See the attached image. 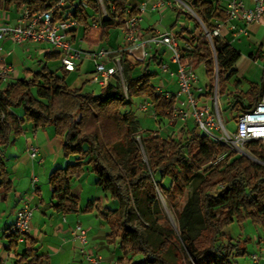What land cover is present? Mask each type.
<instances>
[{
    "label": "trees",
    "instance_id": "16d2710c",
    "mask_svg": "<svg viewBox=\"0 0 264 264\" xmlns=\"http://www.w3.org/2000/svg\"><path fill=\"white\" fill-rule=\"evenodd\" d=\"M128 2L64 0V7L57 10L59 0H0V11L7 12L11 7H27L31 13L55 9L54 21L63 20L70 12L71 19L85 30L84 41L96 45L107 38L109 30L124 29L125 20L138 15V10L129 9ZM190 8L208 32L214 29L215 20H227L223 11L208 2L193 0ZM102 9L105 18L101 17ZM89 12L100 18L95 28L88 23ZM186 45L190 50L179 52L180 62H187L191 69L203 65L211 83L217 78V93L222 94L226 76L240 58L239 52L217 38H212L211 48L203 33L198 37L189 35ZM56 57L49 53L44 59ZM122 63L126 94L118 82H108L98 94L82 93V88L71 90L65 83V74L60 77L45 65L27 80L16 79L3 85L0 79V188L5 192L11 189L2 159L11 139L23 134V125L52 128L60 139L61 155L73 156L74 162L48 175L51 208L62 215L77 213L78 198L71 193V182L80 179L85 169L93 173L96 186L120 203L117 210L99 213L110 226L107 243L117 240L121 249V257L113 264H236L237 259L248 255L244 244L249 239L235 240L224 229L247 221L264 226V149L256 142L248 143L246 149L258 164L251 162L197 133L192 122V128H179V135L170 140L140 131L147 160L144 162L133 139L138 121L131 112L121 110L133 97H141L150 102L155 117L173 121L176 99L155 91L151 81L157 73L150 71L146 62ZM135 70L137 75L132 77ZM240 84L239 80L234 82L235 87ZM262 86L263 83L251 84L246 94H232L228 109L238 113L250 109L260 98ZM19 107L23 108L22 118L10 112ZM165 180H169L168 186L162 184ZM156 187L175 210L180 224L178 235L164 224ZM187 187L192 188L191 198L178 210L177 200ZM212 189H216L215 194ZM96 202L87 203L83 213H92ZM18 239L19 235L10 230L8 250L17 247ZM25 242L29 248L16 264H46L37 254L35 243L26 236Z\"/></svg>",
    "mask_w": 264,
    "mask_h": 264
},
{
    "label": "crops",
    "instance_id": "0c3cea01",
    "mask_svg": "<svg viewBox=\"0 0 264 264\" xmlns=\"http://www.w3.org/2000/svg\"><path fill=\"white\" fill-rule=\"evenodd\" d=\"M192 1L129 0V9L135 8L138 10L139 39L144 44H130L126 40L123 29H111L108 31V36L105 40L100 41L96 45H89L84 41L85 30L83 27L76 26L71 28L69 30L71 45L82 52V55L76 63L75 71L70 73H64L58 54L46 43L29 42L18 44L11 40H0V70L5 67L11 70L8 78L3 80V85L8 81L16 79H29L32 73L38 71L43 65L50 71L55 72L50 68L51 64H55V70L58 69L65 74V83L69 89L82 88L85 91L87 87L96 86L99 92L105 86H101L92 80L96 64L98 62L103 63L105 70L115 69L114 61L121 57L122 61L126 60L131 65H134L136 61H144L149 65V68L152 64L159 66V68L161 64H166L168 67L167 72H162V70L161 72L164 74L169 72V75H167L169 76V81L161 82V90L159 92L162 95H166L164 93L169 92L166 86L175 84L176 93L177 80L174 76L177 68L176 64L171 62L170 53L164 46L148 42V40L157 34L172 33L179 37L178 50L181 52L186 46V39L189 35L200 36V33H202L200 28L201 22L195 14L196 19L191 17L186 11L191 9L190 3ZM201 1L211 3L220 11H224L225 6L231 0ZM234 1L241 3L245 9L252 7V0ZM20 10L11 7L7 12L0 11V25L7 23L14 26ZM89 15L90 20L88 23L90 26L95 28L100 25V18L98 16L90 12ZM92 17H97L99 20L96 23H91ZM197 25L198 27H196ZM246 31V36L235 39L228 30V26L224 25L220 28L218 40L223 44H229L233 49L238 51L240 58L246 55L250 65H255L257 69L259 68L260 80L263 83L264 12L258 23L246 26ZM96 38L95 35L91 40L94 41ZM81 44H84L85 47L80 46ZM101 50L108 52V56L102 60H93L87 56L89 53H97ZM49 53L57 54L56 59L45 61L44 56ZM32 62L35 63V71L29 68ZM235 65L227 74L226 82H228L229 76H232V79L239 80L241 83L240 77H237V72H234ZM172 68H175V71ZM135 71L130 74L132 77L136 76ZM113 77L114 75L109 78L108 82H114ZM241 79H244V77H241ZM175 93L172 95H175ZM141 99L144 102L143 104L150 103L144 98ZM150 111L154 120L158 119L154 116L152 108ZM10 112L22 118L17 111L10 110ZM22 129L23 134L10 141L4 151L5 154L9 153V160L7 162L3 161V163L9 175L11 189L9 192H5L0 188V262L2 264H16L19 256L29 248L27 242H23L18 243L15 249L8 250L9 232L14 225L16 213L26 204L32 210L29 231L26 237L35 243L37 254L43 256L46 264L86 263L85 256L81 252V245L73 235V229L78 224L86 231L87 242L85 250L89 254L99 258L98 264H113L119 258L118 253L115 251L111 252L109 247L105 251H102L99 247L100 240L104 245L108 244L106 238L109 235V229L105 223L102 222V224L98 218H95L92 220L93 226L92 224H85L84 217H92L93 215L92 213L87 215L83 211H80L79 204L77 213L67 215L55 213L51 208V193L47 197L49 190L51 192L47 178L50 174L48 173L49 170L52 168L51 171H53L55 167L52 166H55L59 162V154H61L60 139L53 134L52 128L44 130L33 129L30 124H24ZM30 146L39 150L38 156L34 159H30L28 155ZM35 160L38 161L33 166L30 161ZM8 162L10 163V168L8 167ZM33 178L36 180L34 184H32ZM71 193L74 194L72 189ZM95 200L101 202L100 199ZM263 241L264 237L263 239L257 238L256 240L258 247L260 246L258 248L259 251L261 250V244L264 246ZM238 261L237 259L236 264H239ZM250 264L254 263L251 262ZM256 264H264V259H259Z\"/></svg>",
    "mask_w": 264,
    "mask_h": 264
},
{
    "label": "built area",
    "instance_id": "2783aa9c",
    "mask_svg": "<svg viewBox=\"0 0 264 264\" xmlns=\"http://www.w3.org/2000/svg\"><path fill=\"white\" fill-rule=\"evenodd\" d=\"M65 5L64 0H59L56 7L61 10ZM224 14L227 17L225 21L215 20L213 22L214 29L208 32L200 23L203 36L206 38L210 47H212V38H219L220 28L224 25L228 26V30L233 37L239 38L246 36V26L252 23H258L264 12V0H252V7L245 9L239 2L231 0L225 6ZM55 9L41 13H31L27 7H23L18 15L16 24L11 26L7 23L0 25V40H11L18 44L26 43H46L59 56V61L62 69L67 73L74 72L77 61L81 58L82 52L75 49L71 45L69 30L76 27V23L71 19L70 12H66L65 18L61 21H54L53 14ZM102 18L106 17V12L102 9ZM138 17H129L124 22V32L128 43L138 44L143 42L139 39ZM148 42L160 44L170 53V60L176 64V72L174 74L177 80V92L175 93L174 120L185 124L188 119H191L196 126V132L203 134L208 138L217 140L228 148L239 152L243 155L242 149L250 142H256L264 149V81L262 86V94L257 102L248 110L237 114L234 119V132L229 133L219 118V110L217 108V90L213 94L210 90L196 89L197 96L193 93V87L196 85V77L193 69L187 62H180V53L178 50V38L172 33L157 34ZM186 50L190 47L185 46ZM93 60H102L108 56V52L99 51L97 53L87 54ZM115 67H119V58L114 61ZM162 72H167L166 64L160 66ZM11 73L10 68H2L0 70V79L8 78ZM115 73V69L105 70L104 64L98 62L95 66L93 82L99 83L101 86H106L108 80ZM155 91L159 94L158 87ZM123 93L126 94V88L123 86ZM212 94V95H211ZM170 95H164L168 98ZM211 101L209 106L206 102ZM152 108L150 103H145L140 106V110ZM218 132V135H213L212 132ZM229 148V149H230ZM39 150L30 146L28 155L30 159L38 156ZM36 180L32 179V184ZM32 210L28 205L22 206L16 213L15 222L12 231L19 235L18 243H23L25 236L29 231L30 219ZM75 239L81 245V252L85 256V264H98L99 258L89 254L85 250L86 246V231L78 224L73 229ZM259 259H264V248L260 255L250 256L252 263L256 264Z\"/></svg>",
    "mask_w": 264,
    "mask_h": 264
},
{
    "label": "rangeland",
    "instance_id": "374dc122",
    "mask_svg": "<svg viewBox=\"0 0 264 264\" xmlns=\"http://www.w3.org/2000/svg\"><path fill=\"white\" fill-rule=\"evenodd\" d=\"M75 3H76V0H75ZM184 10H185V8H184ZM186 11L191 17L196 19L194 12L191 9H188ZM97 20H99L97 17H92L90 22L96 23ZM201 31H202V29H201ZM80 46L85 47L84 44H81ZM119 64H120L119 67H115V65H114L115 73H114V77H113L114 80L113 81L118 82L120 85H122L121 87H122V91H123L125 76L123 75V63H122L121 57H119ZM29 68L35 71L36 70L35 63L32 62L30 64ZM50 68L52 70H54L58 76H60V77L63 76V73L60 70H58V69L55 70V68H56L55 64H51ZM258 69L255 67V65H250V63L247 59V56L243 55L239 59L238 63L235 65V69H234V72H237V77H240L241 84L238 87H235L234 82L236 80H234V78L232 79V76H229V79L227 80L228 82H226V85H225V88H224L222 94H220V95L217 94V108L219 110V118H220V120H222V122L224 123V125H225V127L229 133L234 132L235 124H234L233 118L235 117L236 114H238V111H235V110L233 111V110L228 109L227 103L229 100H231L232 94L239 93V92L241 94H246L248 92L251 84H253V83H257V85L261 84L260 73H259ZM149 70L157 73V77H155L151 81L152 86H154V87L159 86L158 89L161 90V88H160L161 82H164L166 80L169 81V76H167V75H169V72L167 74L162 73L159 66H157L155 64H152L150 66ZM172 70L175 71V68H172ZM170 71H171V69H170ZM193 72H194V75L196 77V85H194V87H193V93L195 94V96H197L196 89H198V88L205 89L207 91L211 90L212 94H213L214 90H217V78L215 77L214 82L211 83L209 81V79L207 78V76L205 75V70H204L203 65L196 66L193 69ZM135 75H137V71H135ZM241 77H244V79H246V80L241 79ZM247 80H248V82H247ZM7 83H10V82L8 81ZM7 83H5V84H7ZM166 88L169 92H165L164 94H167V95H172L176 91V85L175 84H169L168 86H166ZM82 93L98 94L99 92L97 91V87L93 86V87H87V89L85 91L83 90ZM143 103L144 102L141 99V97H133L131 99V103L129 105L124 106L121 111L131 112L133 114V116L135 117V119L138 121L139 128L137 130V133L134 134L133 139H134V142L136 143V145L138 146V148L141 152L143 161L146 162L147 160H146V157H145V154H144V151H143V148L140 144V139H139L140 131L144 135L155 133L157 136H159L162 139L170 140V139L175 138L179 135V131H178L179 128L186 127V126L188 128H192L193 123H192L191 119H188L185 124L178 122L176 119L173 121L172 120L171 121H164V120H166L164 118H158V119L154 120V117L151 114L150 108H148L146 110H142V109L140 110L139 109L140 105L143 106ZM206 103L209 106L212 105L211 101H207ZM245 104H247V103L245 102ZM15 111H17L21 116L23 115V108L22 107L16 108ZM212 134L218 135V132L213 131ZM13 140L14 139L12 138L11 141H13ZM210 140L211 141H217L216 139L213 140L212 138ZM230 151L234 152L238 156H247L249 158V159L247 158L248 160H250L251 162L257 163L256 160L254 159V157L246 149V146L242 149L243 155L240 154L239 152H236L235 150H232L231 148H230ZM2 160L4 162H7L9 160V153H7V154L4 153ZM58 160H59L58 164H55V166H52V167H55L54 169L64 168L67 164L73 163L74 157L70 156L69 158H63V156L61 154H59ZM37 161L38 160L30 161V162L33 166H35ZM261 165H263V164H261ZM9 166H10V163L8 162V167ZM51 169L49 170L48 173H50ZM95 182H96L95 175L93 173H90L87 169H85L84 176L79 181L73 180L71 182V189H72L73 193L78 198V204H79L80 211L84 210L87 203H89L95 199L101 200L102 203L99 201L96 202V207H94V209H93L94 211L92 212L93 216L92 217H84L83 220L85 221L84 222L85 224H88V225L92 224V226H93L92 220H94L95 218L96 219L98 218L101 221V223L103 222L108 226V229H109L108 233H109V235H111V230H110L109 224H107L102 219V217H99V213L101 212V213L105 214V212H107L109 210H111V211L117 210L120 208V203L116 199H113L109 192H103L99 187H97ZM168 182H169V180H165L162 182V184L164 186H168ZM155 192L157 194V198H158V202H159L158 208H159V211L161 213V217L164 220V224L166 226H168L175 233V235H178V233L180 231V224H179V220L177 219V215L175 213V210H173L171 208V206L167 203L165 198L160 193L158 187L155 188ZM191 192H192V188L187 187L185 194L180 199L177 200L178 210H181L183 208V206L187 203V201L190 200ZM50 193L51 192L49 190L47 197L50 196ZM211 193L215 194L216 189H212ZM224 233H226L227 235H229L230 237H232L235 240L242 241L246 238L249 239V242L244 244V246H246V250H247L248 255L244 258L245 261L243 259L242 260L238 259L239 264H250L251 263L250 256H252V255H258L259 256L260 253H262V249L264 248V246H263V244H261L262 245L261 250L259 251L258 248H260V246L258 247L256 240H257V238L263 239V237H264V226L253 225V224H251L250 221L244 222L240 225H237V223H233L224 229ZM99 247L101 248L102 251L108 250V247H109V250L111 252L112 251L117 252L119 257L122 255L121 249L119 247V242L117 240L115 242L108 243L106 245H104L103 242L100 240Z\"/></svg>",
    "mask_w": 264,
    "mask_h": 264
},
{
    "label": "water",
    "instance_id": "95a60500",
    "mask_svg": "<svg viewBox=\"0 0 264 264\" xmlns=\"http://www.w3.org/2000/svg\"><path fill=\"white\" fill-rule=\"evenodd\" d=\"M212 48V47H211ZM215 71H216V63H215ZM245 158H248L247 156H244ZM249 159V158H248Z\"/></svg>",
    "mask_w": 264,
    "mask_h": 264
}]
</instances>
